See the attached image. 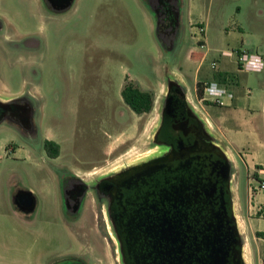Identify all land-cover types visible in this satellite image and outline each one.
Instances as JSON below:
<instances>
[{
    "label": "rangeland",
    "instance_id": "obj_1",
    "mask_svg": "<svg viewBox=\"0 0 264 264\" xmlns=\"http://www.w3.org/2000/svg\"><path fill=\"white\" fill-rule=\"evenodd\" d=\"M178 4L176 32L168 39L159 34L149 0H74L59 13L42 0H0V97L26 98L32 116L30 128L10 118L0 124V264H67V255H85L87 264H123L94 191L78 223H69L77 216L63 206L55 212L59 177L71 171L93 182L157 154L154 134L168 79L183 85L205 117L194 62L207 50L201 78L224 69L248 77L255 94L264 90V74L240 72L237 62L240 51L264 57V0ZM129 79L153 93L149 112L138 114L124 101ZM48 141L60 145L57 159ZM255 180L264 178L237 156L231 192L245 264H264V190L250 191ZM24 188L38 197L30 218L15 204Z\"/></svg>",
    "mask_w": 264,
    "mask_h": 264
},
{
    "label": "flooded vegetation",
    "instance_id": "obj_2",
    "mask_svg": "<svg viewBox=\"0 0 264 264\" xmlns=\"http://www.w3.org/2000/svg\"><path fill=\"white\" fill-rule=\"evenodd\" d=\"M73 1L42 0L55 13L69 9ZM149 2L158 17V30L172 39L179 20L178 0ZM198 83L197 100L203 102ZM9 118L17 126L32 127L29 101L22 96L0 99V124ZM154 143L159 147L154 156L93 182L75 172L63 174V207L69 217L77 216L69 223H78L87 196L94 191L106 215L104 227L112 229L123 264H187V213L205 208L207 178L221 146L188 91L172 78L163 96ZM33 194L36 210L38 197ZM187 194L193 204L187 203ZM65 261L87 264L85 255H67Z\"/></svg>",
    "mask_w": 264,
    "mask_h": 264
},
{
    "label": "water",
    "instance_id": "obj_3",
    "mask_svg": "<svg viewBox=\"0 0 264 264\" xmlns=\"http://www.w3.org/2000/svg\"><path fill=\"white\" fill-rule=\"evenodd\" d=\"M217 155L212 176L206 182L205 208L187 213V264H245L244 244L233 209L231 162L221 147ZM187 200L193 204L190 195ZM15 204L21 212L32 213L35 195L22 190L15 196Z\"/></svg>",
    "mask_w": 264,
    "mask_h": 264
},
{
    "label": "crops",
    "instance_id": "obj_4",
    "mask_svg": "<svg viewBox=\"0 0 264 264\" xmlns=\"http://www.w3.org/2000/svg\"><path fill=\"white\" fill-rule=\"evenodd\" d=\"M199 42L204 44L203 39H199ZM208 52L209 50L206 51L199 62H194L196 64V93L198 82L221 80L223 75L227 73L224 69L222 71L211 69L209 72L205 71L201 78L203 65ZM191 53L188 55L189 61L192 58ZM258 73L264 74L263 71ZM236 78L237 84L233 86L235 92L234 99H226L224 104L200 101H198V104L205 112L204 118L208 122L213 135L228 155L231 166L236 163V158L239 156L246 162L248 168L253 173L264 178V90L262 89L260 91L257 89L258 93L255 94L254 90L250 89L248 77L243 80L239 77ZM0 99L7 100L8 98L0 97ZM7 149L10 148L7 147ZM52 194L55 203V212H58V206L60 208L63 206L61 176L59 177V186L54 187ZM58 195L61 196L60 201H58ZM28 217L30 218L32 216L29 215ZM261 232H264V230Z\"/></svg>",
    "mask_w": 264,
    "mask_h": 264
},
{
    "label": "built area",
    "instance_id": "obj_5",
    "mask_svg": "<svg viewBox=\"0 0 264 264\" xmlns=\"http://www.w3.org/2000/svg\"><path fill=\"white\" fill-rule=\"evenodd\" d=\"M204 44H201L203 47ZM230 55H233L231 52ZM237 62L239 70L244 72H261L264 70V57L261 53H250L248 51L238 52ZM216 61H212V66L215 68ZM237 84L236 75L225 73L221 80L202 81L201 89L203 102H213L217 104H224L226 99L232 100L235 98L233 86ZM250 191L260 192L264 190V180L250 181ZM264 208H260L262 211Z\"/></svg>",
    "mask_w": 264,
    "mask_h": 264
},
{
    "label": "trees",
    "instance_id": "obj_6",
    "mask_svg": "<svg viewBox=\"0 0 264 264\" xmlns=\"http://www.w3.org/2000/svg\"><path fill=\"white\" fill-rule=\"evenodd\" d=\"M161 37L162 33L159 31ZM224 76V75H223ZM200 87V83H198ZM200 95L202 89L199 88ZM122 97L124 101L138 114L149 112L154 103L153 93L142 89L134 81L127 80L122 89ZM49 155L52 157H58L60 154V145L54 141H48L46 143ZM259 236L264 237V233H259Z\"/></svg>",
    "mask_w": 264,
    "mask_h": 264
}]
</instances>
